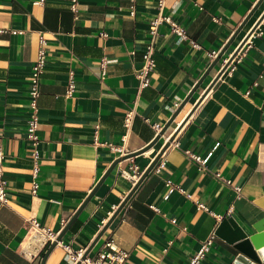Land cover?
I'll return each instance as SVG.
<instances>
[{
    "label": "crops",
    "instance_id": "0c3cea01",
    "mask_svg": "<svg viewBox=\"0 0 264 264\" xmlns=\"http://www.w3.org/2000/svg\"><path fill=\"white\" fill-rule=\"evenodd\" d=\"M37 1L0 0V136L9 196L0 202V264H41L50 244L31 237L30 219L60 234L79 208L63 242L87 249L101 233L88 254L96 256L112 240L128 252L123 264H188L224 217L256 232L253 225L264 217V18L263 34L251 35L200 97L264 13V0H166L165 12L189 39L179 41L168 24L161 26L156 67L141 92L136 70L157 0H77V11L72 0ZM41 36L47 62L35 176L26 128ZM212 51L218 54L212 57ZM104 56L113 60L102 77ZM71 74L75 88L68 94ZM133 105L137 114L127 130L125 115ZM178 126L163 152L166 166L153 168L110 221L135 185L123 171L138 166L144 172ZM186 150L208 157L205 166ZM167 179L174 183L171 191ZM236 254L216 234L200 264H231ZM45 264L72 262L57 244Z\"/></svg>",
    "mask_w": 264,
    "mask_h": 264
},
{
    "label": "built area",
    "instance_id": "2783aa9c",
    "mask_svg": "<svg viewBox=\"0 0 264 264\" xmlns=\"http://www.w3.org/2000/svg\"><path fill=\"white\" fill-rule=\"evenodd\" d=\"M43 0H39L37 2H42ZM71 8L74 11H77V0H72L70 4ZM132 13H135L134 4L132 5ZM166 8V0H157V13L153 17L150 22L149 27V40L146 43L145 49L143 51V58L141 66L136 70V76L138 78V88L139 92L146 86H148L151 82L152 72L156 67V39L157 36L160 34V28L163 24H168L170 26L171 31L177 34L178 40H186L189 39V35L187 33L186 28L181 25L178 21L174 19L171 13L165 12ZM262 22V21H261ZM261 22L257 25L255 30L252 32L251 35L263 34V28L261 26ZM2 31V30H0ZM13 32H17V30H13ZM103 36H106L107 33L105 31L101 32ZM250 35V36H251ZM192 44L196 47H200L201 45L197 43L195 40H190ZM41 46L37 55V58L33 64V71L31 75V85H30V117L28 119V124L26 128V137L32 142L34 145L33 149V159H34V175L37 176L39 170L38 159L40 156L39 150L37 148V144L39 142V134H38V127H39V116H38V97L41 93V78L42 73L45 70L46 62H47V53H46V39L41 36L40 37ZM248 40L244 43V45L240 48V50L247 44ZM237 52V54L240 52ZM218 54L217 51L210 52L212 57ZM235 55V57L237 56ZM234 57V58H235ZM233 58V59H234ZM113 59L104 56L101 60L100 66L102 71V77L106 75L108 63H110ZM231 63V62H230ZM70 82L68 84L67 93L70 94L75 88V80L73 74H71ZM137 114L136 106L133 105L128 109L125 115V125L127 130L133 124V120ZM148 121V119H147ZM157 128H160L159 124H155ZM99 127V126H98ZM97 132V131H96ZM127 134H125L126 138ZM170 135L167 137L169 140ZM112 148L118 149L122 152L124 150V146H114L111 145ZM191 158L198 161L201 166H205L208 157L202 158L199 155L193 154L189 150L185 151ZM4 160H5V152L2 143V137L0 136V202L6 203L9 199L8 196V181L4 176ZM167 160L164 157L163 153L161 157L158 159L157 163L155 164L154 168L156 171H161L166 166ZM123 173L133 180L134 183L142 175L143 171H141L138 166H134L133 172H128L124 170ZM216 176L221 177L220 173H215ZM167 185H171L170 191L173 190L174 183L171 179H167ZM38 181L35 179L33 181V192L37 191ZM239 190V187L236 188ZM221 217V216H220ZM32 228L35 229L36 237L38 241L43 245L47 246L52 242L56 241L57 244H61L67 251V255L69 256L72 264H123L128 256V252L122 248L114 247L112 244V240L106 243V248L100 251L96 256H90L89 254L85 255V248L73 249V247L69 243H64L62 238L58 239L59 232H56L46 226L40 224V222L36 218L30 219ZM216 234L213 233L208 239L201 242V246L196 251V253L190 258L188 264H200L205 256L210 252L211 247L214 243V238ZM234 264V263H231Z\"/></svg>",
    "mask_w": 264,
    "mask_h": 264
},
{
    "label": "water",
    "instance_id": "95a60500",
    "mask_svg": "<svg viewBox=\"0 0 264 264\" xmlns=\"http://www.w3.org/2000/svg\"><path fill=\"white\" fill-rule=\"evenodd\" d=\"M264 18V13L261 15L259 20L254 24V26L251 28V30L248 32V34L245 36V38L240 42L236 50L232 53V55L229 57L227 62L223 65L221 70L218 72L216 77L213 79V81L210 83L208 88L205 90L203 95L200 97L202 99L204 95L208 92V90L214 85V83L217 81V79L222 75V73L225 71V69L228 67L230 62L233 60L237 52L240 50V48L244 45L246 40L250 37L252 32L255 30L257 25L260 23V21ZM233 38L229 40V42L224 46V49L227 48V46L230 44ZM221 52V53H223ZM221 55V54H219ZM217 59V58H216ZM216 60L209 66V68L205 71L203 76L200 78V80L197 82V84L194 86L193 90L190 92L189 96L182 102V104L176 109V111L173 113L169 121L163 126L161 129L160 134L164 133L168 126L172 123L173 119L176 117V115L179 113L181 110L182 106L184 103L188 100V98L191 96V94L195 91V89L199 86V84L202 82L204 77L207 75L209 70L212 68V66L215 64ZM199 99V101H200ZM197 102V104L199 103ZM196 104V105H197ZM181 126H178V128L173 132V134L170 136L169 140L165 143L163 148L160 150V152L155 156V158L152 160L150 165L144 170L140 178L137 180L135 183L134 187L132 190L127 194V196L124 198L120 206L117 208L115 211L113 217L111 218L114 219V217L120 212V210L125 206V204L128 202L130 197L133 195V193L136 191L138 186L141 184V182L146 178V176L150 173V171L154 168L155 164L157 163L158 159L161 157L162 153L165 151V149L169 146L170 142L175 138L176 133L179 131ZM120 161V159H117L109 168L107 174L114 168V166ZM104 177L102 178V180ZM101 180V181H102ZM100 183V182H99ZM92 195V194H91ZM91 195L87 198V200L91 197ZM80 209L76 211V213L73 215L71 220L68 222L67 226L61 232L58 236V239H61L64 232L68 229L72 221L75 219V217L78 215L80 212ZM110 222H108L109 224ZM108 224L105 225V228L108 226ZM254 229L256 232L254 233H249L244 227H242L234 217H224L216 231V234L225 239L228 243H230L233 248L237 251V254L234 259V264H264V217L258 220L254 225ZM101 233L97 236V238L94 240V242L86 249L85 255H87L90 251V249L93 247V245L96 243L98 238L100 237ZM57 245V242L54 241L52 242L48 248L46 249L42 260L41 264H45L46 258L49 255V253L55 248ZM80 262H77L76 264H79Z\"/></svg>",
    "mask_w": 264,
    "mask_h": 264
},
{
    "label": "bare ground",
    "instance_id": "6f19581e",
    "mask_svg": "<svg viewBox=\"0 0 264 264\" xmlns=\"http://www.w3.org/2000/svg\"><path fill=\"white\" fill-rule=\"evenodd\" d=\"M260 17H261V16H260ZM260 17H259V18H260ZM258 20H259V19H258ZM258 20H257V21H258ZM257 21H256V22H257ZM261 21H262V20H261ZM261 21H260V22H261ZM31 237L37 238V237L34 235L33 230L31 231Z\"/></svg>",
    "mask_w": 264,
    "mask_h": 264
},
{
    "label": "rangeland",
    "instance_id": "374dc122",
    "mask_svg": "<svg viewBox=\"0 0 264 264\" xmlns=\"http://www.w3.org/2000/svg\"><path fill=\"white\" fill-rule=\"evenodd\" d=\"M36 231H35V229H33V233H34V235L36 236V233H35ZM35 239V238H34ZM28 246V245H27Z\"/></svg>",
    "mask_w": 264,
    "mask_h": 264
}]
</instances>
